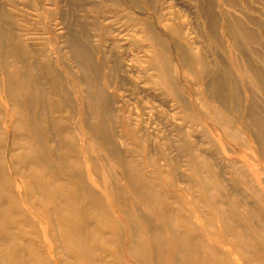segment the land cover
<instances>
[{"label": "bare ground", "instance_id": "obj_1", "mask_svg": "<svg viewBox=\"0 0 264 264\" xmlns=\"http://www.w3.org/2000/svg\"><path fill=\"white\" fill-rule=\"evenodd\" d=\"M208 15L218 22L213 11ZM16 24L0 5V264H264V191L237 161L222 163L214 147L204 149L196 133L208 116L232 142L251 148L237 128L242 121L264 171L257 94L264 96V71L254 61L247 63L250 98L241 97L238 82L229 86L219 77L205 90L212 104H188L176 87L166 40L147 25L149 65L158 73L150 79L190 112L182 116L186 127L176 128L178 154L171 156L165 145L153 150L149 136L129 124L125 132L139 149L118 140L106 88L113 76L104 74L111 66L105 57L94 61L80 42L89 27L73 21L66 35L78 71L59 60L77 83L73 96L49 54L11 33ZM222 26L242 52L256 40L239 20L227 17ZM169 30L185 38L179 24ZM185 57L181 50L184 65ZM234 92L239 103L230 106Z\"/></svg>", "mask_w": 264, "mask_h": 264}, {"label": "rangeland", "instance_id": "obj_2", "mask_svg": "<svg viewBox=\"0 0 264 264\" xmlns=\"http://www.w3.org/2000/svg\"><path fill=\"white\" fill-rule=\"evenodd\" d=\"M0 5L11 17H16L17 24L11 33L14 30L32 51L49 54L55 75L73 96L77 83L73 81L71 71L59 60L64 58L78 71L75 66L78 53L71 50L66 35L73 21H81L89 27L87 38L80 42L94 61L101 63L105 57L111 66L104 68V74L110 72L113 76V82L106 88L115 108L114 128L119 134L118 140L125 141L126 147H139L125 132L124 124H129L137 128L134 133L149 136L153 150L165 145L166 151L176 156L178 150L173 145L178 138L176 128L186 127L182 120L186 111L181 105L183 102L169 95L163 84L152 83L150 79L158 73L149 65L153 41L147 25L166 40L176 87L188 104H212L206 98L205 90L217 83L219 77L229 86L238 82L241 97L250 98L254 90L248 80L252 71L247 63L252 60L264 71V0H0ZM211 11L218 22L210 19L208 13ZM227 17L241 21L256 35L247 51L242 52L233 45V38L222 26V20ZM170 23L179 24L185 38L175 37L169 30ZM181 50L186 54V65L179 58ZM253 51L259 52L260 56H255ZM202 53L206 66L197 57ZM34 63L38 68L37 58ZM0 89H3L1 85ZM257 94L259 104L264 108V96L262 92ZM235 97L236 92L230 97V106L238 102ZM186 112L190 113L188 109ZM232 114L237 112L233 110ZM128 118L132 122H122ZM196 127L204 149L214 147L215 155L222 163L237 161L251 181L264 191L262 162L260 164L252 136L242 121L237 122V128L251 148L232 142L208 116L199 119ZM170 142L172 145H167ZM164 163L161 160L162 166Z\"/></svg>", "mask_w": 264, "mask_h": 264}]
</instances>
